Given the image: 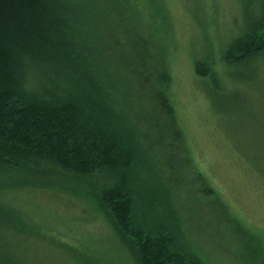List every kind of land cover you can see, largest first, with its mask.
Segmentation results:
<instances>
[{"label":"trees","instance_id":"16d2710c","mask_svg":"<svg viewBox=\"0 0 264 264\" xmlns=\"http://www.w3.org/2000/svg\"><path fill=\"white\" fill-rule=\"evenodd\" d=\"M162 1L145 0L141 9L140 0H0V177H15L8 201L3 198L7 191L0 189L2 228L34 231L29 216L13 206L12 192L23 189L16 187L19 179L34 182L29 190L35 184H57L59 175L76 181L101 178L96 199L117 232L130 241L138 264H203L177 216L153 224L141 220L138 210L141 182L135 175L138 161L145 158L133 139L144 136L136 128L138 119L149 117L131 100L133 89L141 86L131 75L152 65L149 47L157 39L166 46V28L156 21L167 12ZM143 10L151 12L150 18L145 16L150 20L141 17ZM240 15L219 54L224 82L212 71L218 62L211 58L194 65L208 100L214 96L213 105L228 93L231 69L242 73L264 59V0H242ZM165 70L151 74L154 88L161 90L152 96L157 103L152 108L168 109V132L174 118L162 90L171 83ZM155 118L151 129L162 120ZM0 264L21 263L2 255Z\"/></svg>","mask_w":264,"mask_h":264},{"label":"rangeland","instance_id":"374dc122","mask_svg":"<svg viewBox=\"0 0 264 264\" xmlns=\"http://www.w3.org/2000/svg\"><path fill=\"white\" fill-rule=\"evenodd\" d=\"M162 2L167 12L156 21L166 28L165 51L152 38L157 39L149 47L152 65L131 75L141 84L131 100L149 117L138 119L136 128L144 136L133 139L145 158L138 161L135 175L141 182L139 216L160 225L177 216L203 264H264V59L242 73L231 69L228 93L215 105L194 66L208 57L214 64L221 61L220 50L242 18V0ZM139 14L150 20L151 12ZM213 66L220 78L226 75L219 62ZM156 69H166L171 78L169 87H162L173 108L168 132V109L152 108L157 105L152 96L161 92L153 86ZM157 115L162 120L151 129ZM14 180L1 176L0 189L11 190ZM19 180L16 187L23 189L12 192L13 206L29 216L34 231L15 233L0 225V256L21 264H138L130 241L117 232L96 199L101 178L76 181L59 175V183L35 184L29 190L34 182ZM4 196L8 201L12 195L7 191Z\"/></svg>","mask_w":264,"mask_h":264}]
</instances>
